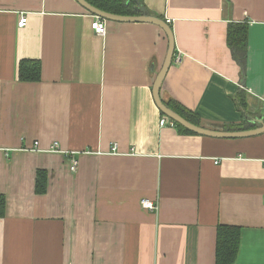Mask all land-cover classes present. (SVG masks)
Masks as SVG:
<instances>
[{"label":"crops","instance_id":"obj_1","mask_svg":"<svg viewBox=\"0 0 264 264\" xmlns=\"http://www.w3.org/2000/svg\"><path fill=\"white\" fill-rule=\"evenodd\" d=\"M141 11L173 32L163 102L213 130L264 122V0H143ZM95 18L76 0H0V264H215L219 224L240 229L232 264H264V133L160 125L171 120L152 94L163 29L104 19L99 35ZM232 24L247 26L243 67ZM24 59L40 61L39 81L19 79Z\"/></svg>","mask_w":264,"mask_h":264},{"label":"trees","instance_id":"obj_2","mask_svg":"<svg viewBox=\"0 0 264 264\" xmlns=\"http://www.w3.org/2000/svg\"><path fill=\"white\" fill-rule=\"evenodd\" d=\"M91 5L100 10L120 14V15H138L140 14L143 0H86ZM235 34H234V33ZM231 36L229 38V46L231 51L241 67L244 66L245 50H246V34L247 26L245 24H232L229 30ZM18 77L22 81L36 82L41 78V63L39 60L24 59L18 65ZM167 105V104H166ZM168 106V105H167ZM170 107V106H168ZM175 112L183 116L192 123H196L187 113L178 109V107H170ZM181 131L191 133L192 131L182 127L174 122ZM197 125V124H196ZM47 175L44 170L37 172L36 192L44 193L46 190ZM5 198L0 195V217L5 214ZM240 239V229L236 226L219 224L216 230V257L215 264H232L237 253Z\"/></svg>","mask_w":264,"mask_h":264},{"label":"water","instance_id":"obj_3","mask_svg":"<svg viewBox=\"0 0 264 264\" xmlns=\"http://www.w3.org/2000/svg\"><path fill=\"white\" fill-rule=\"evenodd\" d=\"M76 1L89 13L101 19L113 20V21H118V22H149V23L156 24L157 26L163 29V32L166 35L167 40H168V47H167V52L164 58L163 65L155 78V81L152 87V94H153L154 101L157 107L159 108V110L169 119H171L172 121L176 122L177 124L181 125L182 127L190 131H193L201 135L210 136V137L240 138L244 136H252V135L264 133V122L263 120H260V119L258 120L259 124H261L259 127L252 128V129H246V130L240 129V130H230L229 131V130H213V129L203 128L201 126H198L188 121L183 116L175 112L172 108L168 107L165 102H163V100L160 97V86L169 68V65L172 62L173 53H174L173 32H172L170 25L166 22V20L158 18L156 16H151L148 14H140V15L114 14V13H110V12H106V11L98 9L97 7L87 2L86 0H76Z\"/></svg>","mask_w":264,"mask_h":264},{"label":"built area","instance_id":"obj_4","mask_svg":"<svg viewBox=\"0 0 264 264\" xmlns=\"http://www.w3.org/2000/svg\"><path fill=\"white\" fill-rule=\"evenodd\" d=\"M26 20H27L26 16H25V15H21V16H20V19H19V21H18V26H23V25H25ZM166 22H169V20L167 19ZM91 27H92V29L94 30V32H95L96 34H99V35H103V34H105V21H104V19H101V18H99V17H96V18L92 21V23H91ZM167 122H169L170 124L174 125V121H172V120H168L167 118H163V119H161V120L159 121V124H160V125H164V124L167 123ZM34 145H35V147H37L38 142L35 141V142H34ZM36 149H38V147H37ZM48 151H50V152H60L61 150L59 149L58 144H57V143H54V144H52V145L49 147ZM111 151H112V152L116 151V144H113V145H112V147H111ZM77 165H78V161H77V159L72 158V159L70 160V169H71V170H75L76 167H77ZM141 203H142V206H143L144 208H146V209H150V210H152V209H156V205H155L153 202H151V201H149V200H147V199L142 200Z\"/></svg>","mask_w":264,"mask_h":264},{"label":"rangeland","instance_id":"obj_5","mask_svg":"<svg viewBox=\"0 0 264 264\" xmlns=\"http://www.w3.org/2000/svg\"><path fill=\"white\" fill-rule=\"evenodd\" d=\"M61 151L60 152H63V150L62 149H60Z\"/></svg>","mask_w":264,"mask_h":264},{"label":"clouds","instance_id":"obj_6","mask_svg":"<svg viewBox=\"0 0 264 264\" xmlns=\"http://www.w3.org/2000/svg\"><path fill=\"white\" fill-rule=\"evenodd\" d=\"M168 23V22H167Z\"/></svg>","mask_w":264,"mask_h":264}]
</instances>
